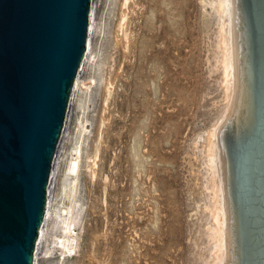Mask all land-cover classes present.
Instances as JSON below:
<instances>
[{
    "label": "rangeland",
    "instance_id": "374dc122",
    "mask_svg": "<svg viewBox=\"0 0 264 264\" xmlns=\"http://www.w3.org/2000/svg\"><path fill=\"white\" fill-rule=\"evenodd\" d=\"M180 1L176 0V2ZM218 4L219 0H190L189 12H183L181 8H175L173 0H104L90 50L91 54H89L90 59L87 61L48 201L51 213L45 224V234L39 246L37 244L38 258L36 261L34 259V264H216L217 223L213 217L217 197H215L213 180L218 174L210 166L211 163H208L210 154H207L211 153L212 141H209L214 138L212 130L218 131L223 126L227 116L225 114L229 113V102H231V97L228 95L230 88L227 89L228 77L225 78L226 83L224 69L221 67L226 46L222 32V14L220 10L217 11ZM160 26H164L165 39L159 37ZM160 38H163L161 42ZM202 38L204 41H201ZM157 42L160 43L157 44ZM197 45H200L203 50L200 51ZM155 47H158L157 50ZM163 53L165 58L164 55L162 56ZM175 53L178 55L176 56ZM191 56L193 59H197L198 56L202 62H197L199 59L193 60ZM188 62L192 64L191 67ZM181 63H186L190 69L188 70L186 68L188 66ZM154 67L156 73H154ZM175 69L177 72L179 70L178 73L182 71L180 73L182 78L178 77L181 75H177ZM209 70L212 72L209 73ZM207 71L209 74H206ZM185 73L187 76L190 74V77H185ZM214 73L219 76L216 75L215 78ZM202 77L205 81L201 79ZM176 79L180 82H176ZM182 85L184 88L189 86V89L181 90ZM176 86L180 87V91L178 88L176 91ZM193 89L194 92H192ZM186 95L189 97H185ZM178 97L180 99L182 97L183 102ZM183 97L189 100L185 98L183 100ZM185 101L187 104H183ZM198 103L200 105H197ZM155 104H160L156 106L157 109L154 107ZM189 107L190 109L187 110ZM192 124L196 125H194L195 128L192 127L194 130L191 128ZM171 125H175V128ZM232 130H235L236 134L234 140L243 136V133H240L241 130L238 131L235 126ZM176 136L179 141L175 138ZM233 143L228 141L230 149L232 148L230 156L234 160L236 156L234 150L237 147L235 148L236 144ZM75 149H80L77 175L69 170V165L76 156ZM215 175L216 177H213ZM72 215L73 248L62 254L60 247L52 243L53 234H62L63 216L71 217Z\"/></svg>",
    "mask_w": 264,
    "mask_h": 264
},
{
    "label": "water",
    "instance_id": "95a60500",
    "mask_svg": "<svg viewBox=\"0 0 264 264\" xmlns=\"http://www.w3.org/2000/svg\"><path fill=\"white\" fill-rule=\"evenodd\" d=\"M104 0H0V264H34Z\"/></svg>",
    "mask_w": 264,
    "mask_h": 264
},
{
    "label": "bare ground",
    "instance_id": "6f19581e",
    "mask_svg": "<svg viewBox=\"0 0 264 264\" xmlns=\"http://www.w3.org/2000/svg\"><path fill=\"white\" fill-rule=\"evenodd\" d=\"M203 1V0H202ZM159 2V1H158ZM172 2V1H171ZM190 0H181L180 2H176L173 0L175 8H181L183 12L188 11ZM193 2V1H192ZM196 2V1H195ZM160 5V3H157ZM178 4V5H177ZM191 4V3H190ZM193 4V3H192ZM199 4V3H198ZM219 9L223 18V36L225 43V54L221 56L224 58L222 61L224 69L225 78L228 77L227 86L228 90L230 88V94L227 97L231 100L230 110L224 119L223 126L221 128L214 131L212 130V135L214 136L213 140L211 139V148L210 152V166L214 168V172L217 173L213 177H216L213 180L214 189L216 191L217 202L215 205V215L213 218L216 219L217 223V237L216 243L218 248L217 253V262L216 264H264V0H219ZM158 6V5H157ZM192 6V5H191ZM205 6V5H204ZM196 7V4H195ZM156 8V7H154ZM163 8V7H162ZM191 8V7H190ZM196 9V8H195ZM204 9V8H203ZM144 10V9H143ZM154 10V9H153ZM190 10V9H189ZM198 10V9H197ZM202 10V9H201ZM206 11V10H205ZM162 12V11H161ZM160 12V13H161ZM189 12V11H188ZM193 12V10L191 11ZM158 13V12H157ZM166 13V12H165ZM163 14V13H162ZM160 14V15H162ZM178 14V12H177ZM186 14V13H185ZM198 14V11H197ZM205 14V12H204ZM209 13H207L208 15ZM164 15V14H163ZM162 15V16H163ZM179 15V14H178ZM191 15V14H190ZM203 15V14H201ZM195 16V15H194ZM193 16V17H194ZM157 17V16H156ZM172 17V16H171ZM199 17V16H196ZM209 17V16H208ZM145 18V17H144ZM165 18V17H164ZM200 18V17H199ZM198 18V19H199ZM204 18V17H203ZM160 18H158L159 20ZM163 19V18H162ZM161 19V21H163ZM183 19V18H182ZM188 19V18H187ZM190 19V18H189ZM197 19V18H196ZM197 19V20H198ZM185 20V19H184ZM196 20V21H197ZM210 20V19H209ZM182 21V20H181ZM191 21V20H190ZM189 21V22H190ZM195 22V20L193 19ZM192 21V22H193ZM202 21V19H201ZM160 22V21H159ZM165 22V21H164ZM198 22V21H197ZM203 22V21H202ZM187 23V22H186ZM204 23V22H203ZM159 24V23H158ZM176 24V23H175ZM145 25V24H144ZM168 25V24H167ZM188 25V24H186ZM195 25V24H194ZM202 25V24H201ZM199 26V25H198ZM197 26V27H198ZM178 27V26H177ZM186 27V26H185ZM183 27L184 29H187ZM190 27V26H189ZM193 27V26H192ZM196 27V28H197ZM179 28V27H178ZM200 28V27H199ZM203 28V27H202ZM209 28V27H207ZM171 29V28H170ZM177 30V28H175ZM194 29V28H193ZM198 29V28H197ZM201 29V28H200ZM213 29V27H212ZM153 30V29H152ZM155 30V29H154ZM180 30V29H179ZM183 30V29H182ZM190 30V29H189ZM208 30V29H207ZM211 30V29H210ZM221 30V29H219ZM218 30V31H219ZM167 32V30H165ZM170 31V30H169ZM194 31V30H193ZM201 31V30H200ZM203 31V30H202ZM159 37H163L164 34V26H160L159 28ZM189 33V31L187 30ZM196 32V31H195ZM199 32V31H198ZM157 33V32H156ZM168 33V32H167ZM174 33V31H173ZM187 33V34H188ZM192 33V32H191ZM190 33V34H191ZM206 33V32H205ZM155 34V32H154ZM175 34V33H174ZM182 34V33H181ZM189 34V35H190ZM158 35V34H155ZM171 34H169L170 36ZM183 35V34H182ZM192 35V34H191ZM210 35V34H209ZM222 35V34H221ZM154 36V35H153ZM172 36V35H171ZM195 36V35H194ZM198 36V33H197ZM145 37V36H144ZM147 37V36H146ZM166 37V35H165ZM193 37V36H192ZM202 37V36H201ZM204 37V36H203ZM206 37H208L206 35ZM156 38V37H155ZM164 38V37H163ZM160 38V42L161 39ZM169 38V37H168ZM175 38V37H174ZM190 38V37H189ZM194 38V37H193ZM197 38V37H196ZM210 38V37H209ZM208 38V39H209ZM215 38V37H214ZM212 38V39H214ZM152 39V38H151ZM158 39V38H157ZM165 39V38H164ZM176 39V38H175ZM183 39V38H182ZM204 41V38H202ZM156 40V39H155ZM171 40V39H170ZM178 40V39H176ZM188 40V39H187ZM206 40V39H205ZM222 40V39H221ZM157 41V40H156ZM167 41V40H166ZM186 41V40H185ZM194 41V40H193ZM192 41V42H193ZM196 41V40H195ZM199 41V40H198ZM207 41V40H206ZM205 41V42H206ZM153 42H155L153 40ZM159 42V43H160ZM172 42V41H171ZM175 42V40H174ZM184 42V41H183ZM147 43V42H146ZM157 42V44H159ZM167 43V42H166ZM180 43V41H178ZM191 43V42H190ZM189 43V44H190ZM194 43V42H193ZM197 43V42H196ZM195 43V44H196ZM200 43V42H199ZM202 43V42H201ZM208 45V42H206ZM214 43V42H213ZM220 43V42H219ZM175 45V43H172ZM177 44V43H176ZM186 44V43H185ZM188 44V45H189ZM169 45V44H168ZM184 45V44H183ZM192 45V44H191ZM215 45V43H214ZM217 45V44H216ZM220 45V44H219ZM218 45V46H219ZM222 45V43H221ZM167 46V45H166ZM180 46V45H179ZM194 46V44H193ZM190 46V47H193ZM200 47V45H197ZM205 46V45H204ZM161 47V46H160ZM159 47V48H160ZM163 48L165 46H162ZM168 47V46H167ZM166 47V48H167ZM169 47H172L169 45ZM168 47V48H169ZM175 47V46H174ZM173 47V48H174ZM189 47V46H188ZM189 47V48H190ZM196 47V46H195ZM194 47V48H195ZM198 47V48H199ZM209 47V46H208ZM158 47H155V49ZM176 48V47H175ZM181 48H183L181 46ZM197 48V49H198ZM202 47H200L201 49ZM212 48V47H211ZM215 48V47H214ZM218 48V47H217ZM154 49V51H155ZM192 49V48H191ZM190 49V50H191ZM199 49V50H200ZM208 49V48H207ZM157 50V49H156ZM161 50V49H160ZM167 50V49H166ZM165 50V51H166ZM173 51V49L171 48ZM189 50V49H188ZM187 50V51H188ZM189 50V51H190ZM194 50V49H193ZM201 49L200 51H202ZM218 50V49H217ZM223 50V49H222ZM164 51V50H163ZM170 51V50H169ZM184 51V50H183ZM188 51V53H190ZM205 51V50H204ZM203 51V52H204ZM209 51V49L207 50ZM175 52V51H174ZM173 52V53H174ZM185 52V51H184ZM198 52V51H197ZM217 52V51H215ZM155 56V52H153ZM170 53V52H169ZM181 53V51H180ZM187 53V52H185ZM202 53V52H201ZM219 53V52H218ZM91 54V53H90ZM146 54V53H145ZM165 53L162 54V56ZM172 54V53H171ZM176 54V53H175ZM174 54V55H175ZM198 54V53H197ZM207 54V53H206ZM217 54V53H216ZM173 55V56H174ZM178 53L176 54V56ZM194 55V52H193ZM192 55V56H193ZM159 56V53H158ZM167 56V55H166ZM181 56V55H180ZM191 56V58H192ZM202 56V55H201ZM209 56V55H208ZM218 56V55H217ZM160 57V56H159ZM165 58V55L163 56ZM169 57V56H168ZM172 57V56H171ZM170 57V58H171ZM179 57V56H178ZM186 57V54H185ZM190 57V56H189ZM200 57V56H199ZM205 57V56H204ZM147 58V57H146ZM162 58V57H161ZM163 58V59H164ZM190 58V59H191ZM209 58V57H208ZM88 59H90L88 57ZM155 59V58H154ZM162 59V60H163ZM167 59V58H166ZM164 59V60H166ZM169 59V58H168ZM193 59V58H192ZM196 59V58H195ZM193 59V60H195ZM197 59L198 56H197ZM196 59V60H197ZM204 59V58H203ZM208 60L207 58H205ZM211 59V58H210ZM209 59V60H210ZM217 59V58H216ZM220 59V58H219ZM157 60V58H156ZM161 60V59H160ZM173 60V59H172ZM171 60V61H172ZM180 60V59H179ZM192 62L194 63V61ZM215 60V59H214ZM178 61V60H177ZM183 61V60H182ZM200 61L197 60V62ZM213 61V60H212ZM221 61V60H220ZM169 62V61H168ZM173 62V61H172ZM185 62V60H184ZM187 62V60H186ZM197 62H195L197 64ZM202 61H200L201 63ZM208 62V61H207ZM216 62V61H215ZM165 63V62H164ZM189 63V62H188ZM206 63V62H205ZM159 64V63H158ZM171 64V63H169ZM182 64V63H181ZM186 65V63H183ZM182 64V65H183ZM203 64V63H202ZM219 64V63H218ZM166 65V64H165ZM172 65V64H171ZM177 65V64H175ZM181 65V67H183ZM190 65V63H189ZM189 65H186L189 68ZM192 65V64H191ZM190 65V67H191ZM201 65V64H200ZM205 65V64H204ZM221 65V64H220ZM155 66V65H154ZM168 66V65H167ZM179 66V65H178ZM194 66V65H193ZM198 66V65H196ZM208 66V64H207ZM211 66V65H210ZM216 66V65H215ZM159 67V66H158ZM170 67V66H169ZM176 67V66H175ZM180 67V68H181ZM218 67V66H217ZM165 68V67H164ZM168 68V67H167ZM196 69V67L194 66ZM201 68V66H200ZM207 68V67H206ZM205 68V70H206ZM216 68V67H215ZM219 68V67H218ZM217 68V69H218ZM160 69V68H159ZM193 69V68H191ZM169 70V69H168ZM172 70V69H171ZM184 70V68H183ZM187 70V71H188ZM202 70V69H201ZM200 70V71H201ZM222 70V69H221ZM164 71V70H163ZM195 73L196 70H194ZM211 70H209L210 73ZM154 67V73H156ZM167 72V70H166ZM173 72V70L171 71ZM175 72L176 69H175ZM179 72V70H178ZM177 72V73H178ZM186 72V71H185ZM189 72V71H188ZM212 72V71H211ZM215 72V71H214ZM217 72V70H216ZM182 73V71L180 72ZM178 73L177 75H179ZM208 71L206 74H209ZM219 73V72H218ZM223 73V71H222ZM223 73V74H224ZM170 74V73H169ZM173 74V73H172ZM186 74V73H185ZM183 74V75H185ZM199 74V73H198ZM205 74V73H204ZM215 74V73H214ZM157 75V74H156ZM167 75V74H165ZM176 75V76H177ZM182 78V74H180ZM196 75V74H194ZM215 74V78H216ZM222 75V74H221ZM169 76V75H168ZM175 76V77H176ZM187 74L185 75V77ZM190 77V74L188 75ZM187 76V78H188ZM202 76V75H201ZM200 76V77H201ZM206 76V75H205ZM210 76V75H209ZM214 76V75H213ZM219 76V75H217ZM161 77V76H160ZM170 77V76H169ZM168 77V78H169ZM173 77V76H172ZM177 77V78H178ZM156 78V77H155ZM167 80V77H165ZM171 78V77H170ZM187 78H184L185 80ZM193 77H191V80ZM196 78V77H195ZM212 77H210L211 79ZM223 78V76H222ZM162 79V78H161ZM164 79V77H163ZM162 79V81H163ZM173 79V78H172ZM199 79V78H198ZM203 79V77L201 78ZM205 79V78H204ZM203 79V80H204ZM208 79V80H210ZM156 80V79H155ZM171 80V79H170ZM207 80V79H206ZM222 80V79H221ZM161 81V80H160ZM165 81V80H164ZM195 81V80H194ZM200 81V80H199ZM202 81V80H201ZM205 81V80H204ZM203 81V82H204ZM212 81V80H211ZM172 82V80H171ZM169 82V83H171ZM176 82H180L177 81ZM187 82V81H186ZM207 82V81H206ZM205 82V83H206ZM223 82V81H222ZM165 83V82H164ZM184 83V82H182ZM199 83V82H198ZM168 84V83H166ZM175 85V83L173 82ZM181 84V83H180ZM187 84V83H186ZM190 84V83H188ZM196 84V83H195ZM207 84V83H206ZM209 84V83H208ZM213 84V83H212ZM218 84V83H217ZM172 86V83L170 84ZM173 85V86H174ZM191 85V84H190ZM198 85V84H196ZM194 85V86H196ZM204 85V84H203ZM202 85V86H203ZM169 86V85H168ZM186 86V85H185ZM211 86V85H210ZM217 86V85H215ZM220 86V85H219ZM218 86V87H219ZM226 86V87H227ZM181 90L188 88L182 85ZM192 87V86H191ZM190 87V88H191ZM198 87V86H197ZM205 87V85H204ZM207 87V86H206ZM225 87V88H226ZM163 88V87H161ZM175 88V87H173ZM178 86H176L177 91ZM180 88V87H179ZM178 88V91H180ZM193 88V87H192ZM201 88V87H199ZM214 88V87H213ZM189 89V88H188ZM188 89H185L188 90ZM197 92V88H195ZM206 89V88H203ZM208 91L209 88H207ZM226 89V90H227ZM171 90V87H170ZM173 90V89H172ZM218 90V89H217ZM222 90V89H221ZM175 91V89H174ZM172 91V92H174ZM190 91V90H189ZM213 91V90H212ZM220 91V90H218ZM167 92V91H165ZM170 92V93H172ZM194 92V89L193 91ZM207 92V91H206ZM215 92V91H214ZM226 92V91H225ZM163 93V92H162ZM181 93V92H179ZM184 93V91H183ZM188 93V92H187ZM205 93V92H204ZM204 93H201L204 95ZM145 94V93H144ZM148 94V93H147ZM167 94V93H166ZM169 94V92H168ZM186 94V93H184ZM183 94V95H184ZM191 95H195L190 93ZM198 94V93H196ZM214 94V93H213ZM174 95V94H173ZM179 95V94H178ZM177 95V96H178ZM207 95V93H206ZM226 95V94H225ZM147 96V95H146ZM145 96V97H146ZM161 96V95H159ZM164 96V95H163ZM168 96V95H166ZM201 95H199L200 97ZM205 96V95H204ZM144 97V98H145ZM171 97V96H170ZM189 97V96H185ZM183 97V100L184 98ZM198 97V99H199ZM162 98V97H161ZM165 98V97H164ZM173 98V97H172ZM176 98V96H175ZM180 101H182V97H178ZM206 98V97H205ZM209 98V97H208ZM158 99V98H157ZM167 99V98H166ZM171 99V98H170ZM169 99V100H170ZM177 99V98H176ZM186 99V98H185ZM189 100V98H187ZM186 99V100H187ZM228 99V100H229ZM164 100V99H163ZM174 100V99H173ZM201 100V99H200ZM203 100V98H202ZM210 100V99H208ZM143 101V100H142ZM141 101V102H142ZM158 101V100H156ZM165 101V100H164ZM205 101V99H204ZM211 101V100H210ZM216 101V100H215ZM155 102V101H154ZM161 102V101H160ZM166 102V101H165ZM177 102V101H176ZM175 102V103H176ZM183 102V101H182ZM181 102V103H182ZM189 102V101H188ZM194 102V101H192ZM203 102V101H202ZM201 102V104H202ZM157 103V102H156ZM228 103V102H227ZM164 104V103H163ZM162 104V105H163ZM166 104V103H165ZM173 104V103H172ZM177 104V103H176ZM183 104H187L186 101ZM206 104V102H205ZM150 105V104H149ZM158 105V104H157ZM155 104L154 107L157 106ZM160 105V104H159ZM158 105V106H159ZM179 105V104H178ZM177 105V106H178ZM189 105V104H188ZM196 105V104H195ZM197 105H200L199 103ZM216 105V104H215ZM176 106V107H177ZM181 106V105H180ZM186 106V105H185ZM189 106H193L192 104ZM205 106V105H204ZM228 106V105H227ZM148 107V106H147ZM161 107V106H160ZM187 107V106H186ZM199 107V106H198ZM173 108V107H172ZM171 108V110H172ZM175 108V106H174ZM181 108V107H180ZM184 108V107H182ZM205 108V107H204ZM216 108V107H215ZM220 108V107H219ZM218 108V110H219ZM227 108V107H226ZM157 109V107H156ZM162 109V108H161ZM167 106V110H168ZM190 107L187 109L189 110ZM198 109V108H197ZM200 109V108H199ZM198 109V110H199ZM202 109V108H201ZM155 110V109H154ZM166 110V109H165ZM183 109H181L182 111ZM186 110V109H185ZM141 111V110H140ZM170 111V110H169ZM177 111V110H176ZM204 111V109H203ZM214 111V110H213ZM228 111V109H227ZM144 112V111H142ZM155 112V111H154ZM180 112V111H179ZM183 112V111H182ZM201 112V110H200ZM206 112V110H205ZM211 112V110H210ZM165 113V112H164ZM169 113V112H168ZM184 113V112H183ZM194 113V112H193ZM204 113V112H203ZM160 114V113H159ZM180 114V113H179ZM190 114V113H189ZM192 114V110H191ZM198 114V113H197ZM200 114V113H199ZM168 115V114H167ZM170 115V114H169ZM175 115V114H173ZM172 115V116H173ZM185 115V113H184ZM187 115V114H186ZM185 115V116H186ZM196 115V114H195ZM202 115V114H201ZM204 115V114H203ZM161 116V115H160ZM171 116V115H170ZM193 116V115H191ZM190 116V117H191ZM206 116V115H204ZM152 117V116H151ZM156 117V116H153ZM158 117V116H157ZM176 117V116H175ZM180 117V115H179ZM178 117V118H179ZM187 117V116H186ZM197 117V116H195ZM201 117V116H199ZM198 117V118H199ZM177 118V117H176ZM174 118V119H176ZM189 118V117H187ZM156 119V118H155ZM160 119V118H157ZM162 119V118H161ZM166 119V117H165ZM167 119H171V117H167ZM186 120V118H184ZM209 119V118H208ZM182 120V118H181ZM179 120V122H181ZM193 120V118H192ZM195 120V119H194ZM164 121V119H163ZM169 121V120H168ZM176 121V120H175ZM177 122V121H176ZM175 122V123H176ZM188 122V121H187ZM191 122V120H190ZM206 122V121H205ZM164 123V122H163ZM168 123V122H167ZM193 123V122H192ZM195 123V121H194ZM161 124V123H160ZM172 124V123H171ZM178 124V123H176ZM182 124V123H181ZM159 125V124H158ZM191 128H195L194 125ZM163 126V124H162ZM172 126V125H171ZM175 126V125H174ZM172 126V128H175ZM177 126V125H176ZM183 126V125H182ZM188 126V125H185ZM196 126V125H195ZM205 126V125H204ZM238 129L240 133H243V136L234 140L235 130ZM158 127V126H157ZM167 127V126H166ZM189 127V126H188ZM171 128V129H172ZM177 128V127H176ZM179 128V127H178ZM186 128V127H185ZM190 128V130H191ZM192 128V130H194ZM166 129V128H165ZM187 129V128H186ZM179 130V129H178ZM157 131V130H156ZM159 131V129H158ZM167 131V130H166ZM165 131V132H166ZM180 131V130H179ZM168 132V131H167ZM170 132V131H169ZM176 132V131H175ZM174 132V133H175ZM190 132V131H188ZM193 132V131H192ZM237 132V130H236ZM158 133V132H157ZM160 133V132H159ZM183 133V132H182ZM239 133V132H238ZM164 134V133H163ZM172 134V133H171ZM181 134V132H180ZM211 134V133H210ZM158 135V134H157ZM162 136V134H160ZM173 135V134H172ZM239 135V134H238ZM160 136V137H161ZM170 136V135H169ZM211 136V135H210ZM241 136V135H240ZM145 137V136H144ZM239 137V136H238ZM158 138V137H157ZM175 138L178 139V136ZM212 138V136H211ZM146 139V138H145ZM168 139V138H167ZM175 139V140H177ZM233 139V140H232ZM181 140V139H180ZM209 140V139H208ZM145 141V140H144ZM179 141V139H178ZM233 143L235 145L236 156L234 160L230 156V144ZM232 141V142H231ZM82 142V141H81ZM159 142V141H158ZM172 142V141H171ZM175 142V141H174ZM177 142V141H176ZM175 142V143H176ZM226 142V143H225ZM80 143V140H79ZM174 143V144H175ZM180 143V142H179ZM188 143V142H187ZM153 145V144H152ZM176 145V144H175ZM179 145V144H178ZM182 145V144H181ZM190 146V145H189ZM208 146V145H207ZM233 146V145H232ZM158 147V146H157ZM174 147V146H173ZM161 148V147H160ZM177 148V147H176ZM192 148V147H191ZM209 148V147H208ZM152 149V148H151ZM156 149V148H155ZM180 149V147H179ZM178 149V150H179ZM76 156L71 161L69 165V170L72 174H78L79 169V158H80V149H75ZM74 150V151H75ZM147 150V149H146ZM145 150V151H146ZM144 151V150H143ZM149 151V149H148ZM176 151V150H175ZM183 151V149H182ZM177 152V151H176ZM187 152V151H185ZM175 153V152H174ZM163 154V153H162ZM170 154V152H169ZM168 154V155H169ZM179 154V153H178ZM181 154V153H180ZM173 154L171 153V156ZM181 156V155H180ZM185 156V155H184ZM190 156V155H189ZM156 157V156H155ZM162 157V156H161ZM164 158V157H163ZM179 157H177L178 159ZM198 158V157H197ZM180 159V158H179ZM159 160V158H158ZM198 160V159H197ZM183 161V160H182ZM193 162V161H192ZM177 164V163H176ZM180 165V164H179ZM176 166V165H174ZM182 166V165H181ZM178 167V165H177ZM184 168V167H183ZM174 169V168H173ZM177 169V168H176ZM172 172V170H171ZM149 174V173H148ZM161 174V173H160ZM153 175V174H152ZM166 175V174H165ZM195 175V174H194ZM173 176V173H172ZM187 176V175H186ZM77 177V176H76ZM191 177V176H190ZM143 178V177H142ZM196 179V177H194ZM191 179V178H190ZM144 180V179H143ZM75 181V180H74ZM149 181V180H148ZM193 181V180H192ZM168 182V181H167ZM181 182V181H180ZM161 183V182H160ZM182 183V182H181ZM190 183V182H189ZM197 184V183H196ZM164 185V184H163ZM157 186V185H156ZM173 186V185H172ZM193 186V185H192ZM186 188V187H185ZM209 188V187H208ZM158 189V188H157ZM213 189V187H212ZM188 190V189H187ZM190 190V189H189ZM170 191V190H169ZM214 191V193H215ZM152 192V191H151ZM185 192V191H184ZM143 193V192H142ZM195 195V194H194ZM159 196V195H158ZM161 196V195H160ZM200 196V195H198ZM184 197V196H183ZM159 198V197H158ZM174 198V197H173ZM150 199V198H149ZM172 200V199H171ZM178 200V199H177ZM183 200V199H182ZM187 200V199H186ZM49 201V200H48ZM143 203V202H142ZM162 204V203H161ZM191 204V203H190ZM179 206V205H178ZM213 207V206H212ZM187 208V207H186ZM208 208V207H207ZM56 209V208H55ZM154 209V208H153ZM172 209V208H171ZM212 209V208H211ZM210 209V210H211ZM71 210V209H70ZM168 210V209H167ZM190 210V209H189ZM67 211V210H66ZM151 211V210H150ZM53 212V211H52ZM169 212V211H168ZM199 212V211H198ZM50 206L48 202V206L46 208V215L43 225L40 229V236L38 241V246L41 242L43 235L45 234V224L50 215ZM190 213V212H189ZM167 214V213H166ZM177 214V213H176ZM187 214V212H186ZM203 214V213H202ZM207 214V213H206ZM162 215V214H161ZM174 215V214H171ZM189 215V214H188ZM194 215V214H193ZM198 215V214H196ZM70 216V215H69ZM63 216L64 219L62 221L63 229L62 234H53V242L55 245L59 246L62 254L70 251L73 248V237L71 235L72 229L71 225L73 223V215L71 217ZM190 216V215H189ZM208 216V215H207ZM150 217V216H149ZM180 217V216H179ZM196 217V216H195ZM168 218V217H167ZM170 218V217H169ZM202 218V217H201ZM196 219V218H195ZM155 220V219H154ZM194 221V220H193ZM215 221V220H214ZM148 222V221H147ZM204 222V221H203ZM199 223V222H198ZM187 224V223H186ZM196 224V223H195ZM162 225V224H161ZM168 225V224H167ZM191 225V224H190ZM194 225V224H193ZM146 226V225H145ZM188 226V225H187ZM186 226V227H187ZM198 226V225H197ZM201 227V226H200ZM144 228V227H143ZM160 228V227H159ZM163 228V227H162ZM183 228V227H182ZM179 230V229H178ZM176 231V229H175ZM199 231V230H198ZM173 232V231H172ZM202 232V231H201ZM215 235H216V231ZM214 232H212L214 234ZM201 234V233H200ZM205 234V233H204ZM203 235V234H202ZM155 236V235H154ZM175 236V235H174ZM198 236V235H197ZM152 237V236H151ZM213 237V238H215ZM148 238V237H147ZM179 238V237H178ZM203 238V237H202ZM212 238V237H211ZM199 239V238H198ZM197 239V240H198ZM165 240V239H164ZM191 240V239H190ZM215 240V239H213ZM151 241V240H150ZM160 241V240H159ZM189 241V240H188ZM203 241V240H202ZM193 242V241H192ZM215 242V241H214ZM150 243V242H149ZM191 243V241L189 242ZM201 243V242H199ZM207 245V244H205ZM215 245V244H214ZM152 246V245H151ZM159 246V245H158ZM215 246V247H216ZM50 248V247H49ZM47 248V250H49ZM198 248V247H197ZM195 248V250L197 249ZM203 248V247H202ZM174 250V249H173ZM188 250V249H187ZM158 251V250H157ZM192 251V250H191ZM200 251V250H199ZM145 252V251H144ZM154 252V251H153ZM152 252V254H153ZM175 252V251H174ZM203 252V251H202ZM206 252V250H205ZM204 252V253H205ZM155 253V252H154ZM161 253V252H160ZM159 253V254H160ZM201 253V252H200ZM216 253V252H215ZM214 253V254H215ZM195 254V253H194ZM198 254V253H197ZM202 254V253H201ZM161 255V254H160ZM206 255V254H205ZM216 255V254H215ZM143 256V255H142ZM141 256V257H142ZM168 256V255H167ZM188 256V255H187ZM156 257V256H155ZM175 257V256H174ZM204 257V256H203ZM207 257V256H206ZM205 257V258H206ZM38 258L37 251L35 252V261ZM153 258V257H152ZM198 258V257H197ZM204 258V259H205ZM215 258V257H214ZM203 259V258H202ZM201 259V260H202ZM158 260V259H157ZM192 260V259H191ZM214 260V259H212ZM152 261V260H151ZM206 261V260H205ZM162 262V261H161ZM213 262V261H212ZM202 263V262H201ZM198 264V263H197ZM200 264V263H199ZM215 264V263H214Z\"/></svg>",
    "mask_w": 264,
    "mask_h": 264
}]
</instances>
